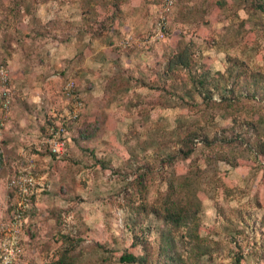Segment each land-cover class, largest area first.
I'll list each match as a JSON object with an SVG mask.
<instances>
[{
	"label": "rangeland",
	"instance_id": "obj_1",
	"mask_svg": "<svg viewBox=\"0 0 264 264\" xmlns=\"http://www.w3.org/2000/svg\"><path fill=\"white\" fill-rule=\"evenodd\" d=\"M166 1L0 0L9 114L58 109L32 147L83 102L16 264H264V0Z\"/></svg>",
	"mask_w": 264,
	"mask_h": 264
},
{
	"label": "built area",
	"instance_id": "obj_2",
	"mask_svg": "<svg viewBox=\"0 0 264 264\" xmlns=\"http://www.w3.org/2000/svg\"><path fill=\"white\" fill-rule=\"evenodd\" d=\"M173 4L174 0L166 1L168 8ZM0 82L3 87L0 101L1 136L13 102L12 90L9 87V74L7 68L3 66H0ZM62 93L69 103V110L47 124L40 143H34L35 147H32L33 143L30 145L36 152L46 151L54 159L65 155L68 126L76 122L83 110L82 99L74 81L67 82L62 88ZM34 170V159L25 156V162L17 167L7 179L6 188L13 197L7 216L0 221V264H16L24 254L22 236L28 222V215L34 207L35 197L44 188L35 176Z\"/></svg>",
	"mask_w": 264,
	"mask_h": 264
},
{
	"label": "crops",
	"instance_id": "obj_3",
	"mask_svg": "<svg viewBox=\"0 0 264 264\" xmlns=\"http://www.w3.org/2000/svg\"><path fill=\"white\" fill-rule=\"evenodd\" d=\"M43 72L45 75L43 78L46 77V79H49L51 77V68H42V70L34 73L35 78H38ZM50 96V93H45L48 102H43V106L46 104L48 106L47 109L46 107L44 108L36 105H34L36 106L34 110L32 107L33 105H30L27 108H20L19 104L16 103L7 117L5 128L0 136V140L2 138L4 140L2 143V150L4 152L1 150L2 154H0V163L3 162L6 165L5 167H7L5 174L0 176V220L7 216L9 211L7 208L8 206L10 207L13 197L12 193L6 188L7 179L17 167L25 162V156L34 159V173L38 181L44 185L43 190L47 187L50 188V185L54 182L56 183L58 180V171H55L53 167L56 159L54 160L53 157L46 154H41L39 156L33 154L31 152L32 147L30 146L32 142H29L28 140L29 138H35L38 134V125L35 119V112L37 109H41L42 113L45 112L48 115H54L58 112L55 105L56 101H53V105V102L49 100ZM30 97L31 102H35V96L32 95ZM54 98L56 99V96H54ZM8 166H10V169H8ZM43 190L41 192H43ZM41 192H39L35 198L38 199L40 197L41 200H44V196Z\"/></svg>",
	"mask_w": 264,
	"mask_h": 264
},
{
	"label": "trees",
	"instance_id": "obj_4",
	"mask_svg": "<svg viewBox=\"0 0 264 264\" xmlns=\"http://www.w3.org/2000/svg\"><path fill=\"white\" fill-rule=\"evenodd\" d=\"M188 64H189V59H188V57L186 58L184 51H182L179 54L174 55L173 58L169 61V69H174L178 66L187 67ZM73 124H75V123H73ZM68 128H69V126H68ZM119 260H120V262H123V263H136L138 261V258L132 254H128V255H122L119 258ZM50 264H66V263L64 262L63 259H60V260L51 262Z\"/></svg>",
	"mask_w": 264,
	"mask_h": 264
}]
</instances>
